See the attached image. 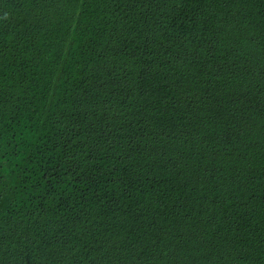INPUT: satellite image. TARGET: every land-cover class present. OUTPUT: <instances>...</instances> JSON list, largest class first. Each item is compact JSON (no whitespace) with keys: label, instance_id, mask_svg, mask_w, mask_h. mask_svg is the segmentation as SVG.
Returning <instances> with one entry per match:
<instances>
[{"label":"trees","instance_id":"1","mask_svg":"<svg viewBox=\"0 0 264 264\" xmlns=\"http://www.w3.org/2000/svg\"><path fill=\"white\" fill-rule=\"evenodd\" d=\"M0 264H264V0H0Z\"/></svg>","mask_w":264,"mask_h":264}]
</instances>
